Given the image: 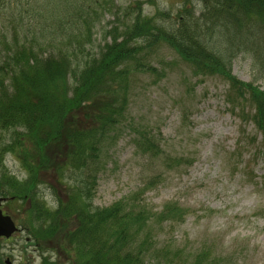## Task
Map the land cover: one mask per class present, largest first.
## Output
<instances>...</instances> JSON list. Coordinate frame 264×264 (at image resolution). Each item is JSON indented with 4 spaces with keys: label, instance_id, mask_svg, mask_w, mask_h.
Returning <instances> with one entry per match:
<instances>
[{
    "label": "rangeland",
    "instance_id": "1",
    "mask_svg": "<svg viewBox=\"0 0 264 264\" xmlns=\"http://www.w3.org/2000/svg\"><path fill=\"white\" fill-rule=\"evenodd\" d=\"M83 1L87 24H79L76 35L83 37L84 60L100 59V51L133 30L140 9L169 34L192 27L204 12L198 0ZM138 33L142 38L130 36L126 46L135 52H128L125 64L131 71L128 104L98 146L100 158L92 167L97 172L93 208L122 203L124 215L135 217L125 234L139 264H264V141L246 118L253 114L243 105L247 100L233 98L234 111L227 104L230 80L254 83L264 93V79L246 57L234 61L231 75L204 78L167 39L146 46L141 26ZM139 66L156 72L135 71ZM240 89L236 85L232 93ZM7 142L0 130V144ZM2 170L20 182L29 180L14 156L6 155ZM52 175H43L36 191L54 210L55 193L65 200L69 191ZM3 205L21 229L10 242L0 240L3 263L73 264L71 237L46 236L41 224L31 231V201ZM77 227L70 224L67 234Z\"/></svg>",
    "mask_w": 264,
    "mask_h": 264
},
{
    "label": "trees",
    "instance_id": "2",
    "mask_svg": "<svg viewBox=\"0 0 264 264\" xmlns=\"http://www.w3.org/2000/svg\"><path fill=\"white\" fill-rule=\"evenodd\" d=\"M198 1L204 12L192 27L182 25L169 34L140 9L133 30L100 51V59L84 60L83 37L76 35L79 24H87L83 0H0V130L8 136L0 144L1 181L8 191L4 196L0 183V195L31 201V231L41 224L46 236L71 237L73 264H139L125 234L135 217L124 215L128 211L122 203L108 210L92 206L97 187L92 167L100 158L98 146L128 104L131 71L125 64L135 52L126 46L130 36L142 38L139 26L146 46L167 39L204 77L231 75L234 60L243 56L264 78V0ZM138 70L156 72L143 66ZM236 85L240 98L249 91L256 106L254 124L264 137V93ZM6 155L21 161L28 182L2 170ZM48 173L69 191L65 200L55 193L54 210L36 191ZM72 223L78 227L67 234Z\"/></svg>",
    "mask_w": 264,
    "mask_h": 264
},
{
    "label": "water",
    "instance_id": "3",
    "mask_svg": "<svg viewBox=\"0 0 264 264\" xmlns=\"http://www.w3.org/2000/svg\"><path fill=\"white\" fill-rule=\"evenodd\" d=\"M1 205V203H0ZM18 231L15 222L11 217L5 216L0 209V238L9 239Z\"/></svg>",
    "mask_w": 264,
    "mask_h": 264
}]
</instances>
